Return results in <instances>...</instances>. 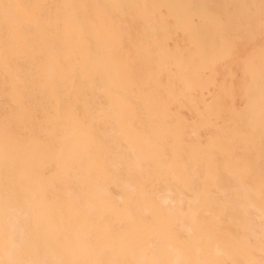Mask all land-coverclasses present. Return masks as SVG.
<instances>
[{
	"label": "bare ground",
	"instance_id": "6f19581e",
	"mask_svg": "<svg viewBox=\"0 0 264 264\" xmlns=\"http://www.w3.org/2000/svg\"><path fill=\"white\" fill-rule=\"evenodd\" d=\"M0 264H264V0H0Z\"/></svg>",
	"mask_w": 264,
	"mask_h": 264
}]
</instances>
